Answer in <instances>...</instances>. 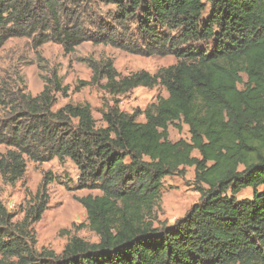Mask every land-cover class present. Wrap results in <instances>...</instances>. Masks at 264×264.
Instances as JSON below:
<instances>
[{
    "label": "trees",
    "instance_id": "obj_1",
    "mask_svg": "<svg viewBox=\"0 0 264 264\" xmlns=\"http://www.w3.org/2000/svg\"><path fill=\"white\" fill-rule=\"evenodd\" d=\"M101 6L116 8L111 22L94 15ZM20 38L36 52L93 43L177 63L128 76L112 61L90 63L88 84L114 96L168 93L133 114L110 106L102 126L88 103L53 110L70 92L57 71L37 96L19 69L0 76V179L15 185L27 161L69 159L78 189L100 192L76 197L99 242L72 238L61 253L37 248L47 177L21 221L0 197V264H264V0H0V50ZM183 125L190 141H170V127ZM188 167L200 202L157 227L163 180ZM247 188L252 198L239 200Z\"/></svg>",
    "mask_w": 264,
    "mask_h": 264
},
{
    "label": "rangeland",
    "instance_id": "obj_2",
    "mask_svg": "<svg viewBox=\"0 0 264 264\" xmlns=\"http://www.w3.org/2000/svg\"><path fill=\"white\" fill-rule=\"evenodd\" d=\"M115 13L116 8L111 6H101L99 11H94V15L101 17L106 23L112 21ZM209 13L210 4L206 2L204 19ZM197 46L203 47L202 44ZM108 61L114 63V67L122 76L140 71L154 75L160 69L177 63L174 56L144 57L111 45L93 43L80 45L72 54H65L62 46L54 43L45 44L39 52H36L30 40L20 38L10 40L0 50V76L7 77L13 74L14 69H19L25 78L27 92L37 96L44 89L45 78L51 76L53 71H57L70 92L68 98L58 97L53 110L57 111L70 103L75 105L88 103L93 108L98 126L103 125V112L110 106L117 105L122 111L133 114L137 110L144 111L151 105L157 104L158 97L168 96L161 86L153 89L137 88L125 95L114 96L101 86L89 85L93 76L89 64ZM15 78L13 76L11 80ZM102 83L105 84V80ZM137 121L144 122V116H139ZM169 138L172 142L181 139L190 141L188 127L183 125L181 132L173 126L170 127ZM5 151V147H0V154ZM194 156L199 157V153L195 152ZM79 175L77 167L71 160L67 159L61 163L58 159H54L43 164L27 161L26 173L15 185H8L0 179L1 200L9 212L17 215V221L23 219L24 210L33 203L44 178L49 179L47 189L50 201L41 221L35 225L39 250L49 249L61 253L72 238H80L90 243L99 242V237L89 228L86 210L76 197L98 195L100 192L79 190ZM252 196V188H247L237 198L251 199ZM200 200L201 195L195 188L194 168H186L185 176L166 177L163 180L161 200L155 212L158 219L156 226L174 225Z\"/></svg>",
    "mask_w": 264,
    "mask_h": 264
}]
</instances>
